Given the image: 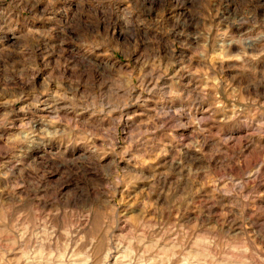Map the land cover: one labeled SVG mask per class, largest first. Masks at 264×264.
Here are the masks:
<instances>
[{"label":"rangeland","instance_id":"1","mask_svg":"<svg viewBox=\"0 0 264 264\" xmlns=\"http://www.w3.org/2000/svg\"><path fill=\"white\" fill-rule=\"evenodd\" d=\"M0 264H264V0H0Z\"/></svg>","mask_w":264,"mask_h":264}]
</instances>
